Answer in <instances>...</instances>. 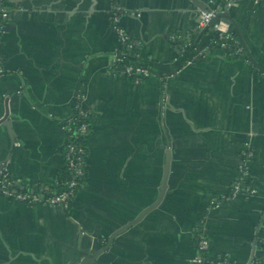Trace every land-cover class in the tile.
<instances>
[{
    "label": "crops",
    "instance_id": "obj_1",
    "mask_svg": "<svg viewBox=\"0 0 264 264\" xmlns=\"http://www.w3.org/2000/svg\"><path fill=\"white\" fill-rule=\"evenodd\" d=\"M230 1L218 20L238 31L245 58L211 44L190 0H7L0 121L6 116L9 129L0 125V166L23 189L50 188L64 170L75 102L90 115L86 178L68 209L0 193V264H81L157 199L167 152L162 200L116 234L96 264H189L200 224L211 259L251 261L264 240V1ZM113 4L152 70L140 85L111 72L122 47ZM192 34L196 46L184 58ZM246 143L256 192L224 200Z\"/></svg>",
    "mask_w": 264,
    "mask_h": 264
},
{
    "label": "built area",
    "instance_id": "obj_2",
    "mask_svg": "<svg viewBox=\"0 0 264 264\" xmlns=\"http://www.w3.org/2000/svg\"><path fill=\"white\" fill-rule=\"evenodd\" d=\"M253 4H259L264 0H251ZM207 10L200 11L197 14L198 29L210 28V31L218 32L219 42L215 45L219 50L227 48L226 39H232L236 45L234 54H239L244 57L245 50L243 45H240L224 25L219 22L218 17L224 6L231 4L228 0L223 7L220 6L217 0H207ZM122 9L113 4L109 10L112 29L115 32L121 44V48L114 53V64L112 74L120 78H129L134 85H140L146 78L152 75V70L147 63L141 58L140 54L135 55L133 63L128 62L127 55L129 51L138 46V40L134 39L121 26L120 18ZM10 16V8L7 0H0V34L4 24ZM186 46L190 45L189 37L186 38ZM212 39V37H211ZM1 46V39H0ZM199 54H202L200 52ZM196 56H188L187 61H193ZM245 58V57H244ZM4 69L0 59V77L3 76ZM264 78V73H262ZM89 111L84 108L80 100L76 101L72 107V111L65 120L64 128L67 138L63 147L64 168L68 171L66 179L56 178L54 184L48 189L26 190L23 189L19 181L14 178L8 170L0 166V193L6 198L25 204H45L49 206H59L63 209H68L71 201L74 199L80 187L84 184L86 178V145L85 138L89 131ZM74 124V125H73ZM254 159V151L249 143H246L240 156V164L238 174L228 193L224 196V200H229L237 194H242L244 197L253 195L256 189L251 179V164ZM220 200H217L214 205H219ZM195 254L189 264H231L224 255H218L211 259L209 257L210 240L206 234L203 225H199L195 231ZM264 261V240L261 242L257 251L254 252L251 261L248 264H261Z\"/></svg>",
    "mask_w": 264,
    "mask_h": 264
},
{
    "label": "water",
    "instance_id": "obj_3",
    "mask_svg": "<svg viewBox=\"0 0 264 264\" xmlns=\"http://www.w3.org/2000/svg\"><path fill=\"white\" fill-rule=\"evenodd\" d=\"M192 3H194L197 8H198V13L200 11L203 10H207V5L202 2L201 0H190ZM109 15V14H108ZM195 15V13L193 14ZM7 117L5 116L1 121H0V125H6L8 128V124H7ZM9 129V128H8ZM170 152H167L166 154V158H165V164H164V171H163V177H162V182L159 188V194L157 199L149 206H147L142 212H140V214L134 218L133 220L123 224L122 226H120L117 230H115L108 238L107 241L105 243V245L103 246V248L101 249H96V250H90L87 254H86V259L82 260L81 264H88V263H92V264H96V259L97 257L105 250H107L109 244L112 242L114 236L116 234H118L119 232L127 229L128 227L136 224L137 222H139L143 216L148 213L150 210H152L153 208H155L160 201L162 200V197L166 191V187H167V178H168V171H169V165H170Z\"/></svg>",
    "mask_w": 264,
    "mask_h": 264
},
{
    "label": "trees",
    "instance_id": "obj_4",
    "mask_svg": "<svg viewBox=\"0 0 264 264\" xmlns=\"http://www.w3.org/2000/svg\"><path fill=\"white\" fill-rule=\"evenodd\" d=\"M228 0H217L218 4L220 6L223 7V5L227 2ZM231 34L232 36L234 37V39H236V41L240 44V45H243L244 47V50H245V46H244V43L241 39V36L239 35L238 31L236 29H232L231 30ZM202 34H200V37H201ZM210 36L212 37L211 39V44L212 45H216L220 40H219V34L218 32H214V31H210ZM199 37V38H200ZM134 38V37H133ZM135 39V38H134ZM197 39H198V36L196 34H192L191 36V43L189 46H186L184 48V52H183V57L186 58L187 55H189V53H192L193 51V48L196 46L195 43L197 42ZM137 40V39H136ZM226 43L228 44L227 48H224L222 50V53L225 57L227 58H241V56L238 54H234L233 51L235 50L236 48V45L233 43V40L232 39H226ZM141 52V46L140 44L138 46H134L128 53L127 55V60L128 62H131L133 63L134 60H135V55L137 54H140ZM244 57H246V53L244 55ZM84 108L86 110L89 111V109L87 107L84 106ZM89 115H90V111H89ZM74 125V124H73ZM68 177V171L64 168L63 171H61L59 173V177L60 179H66ZM255 264V263H254ZM261 264H264V261L261 262Z\"/></svg>",
    "mask_w": 264,
    "mask_h": 264
}]
</instances>
